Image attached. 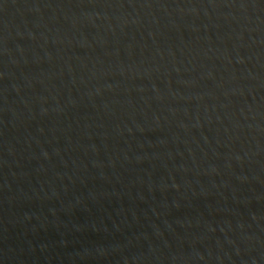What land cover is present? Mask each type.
Wrapping results in <instances>:
<instances>
[{
  "label": "water",
  "instance_id": "water-1",
  "mask_svg": "<svg viewBox=\"0 0 264 264\" xmlns=\"http://www.w3.org/2000/svg\"><path fill=\"white\" fill-rule=\"evenodd\" d=\"M253 79H264V0H0V144Z\"/></svg>",
  "mask_w": 264,
  "mask_h": 264
}]
</instances>
